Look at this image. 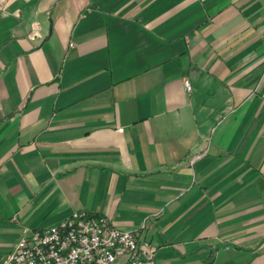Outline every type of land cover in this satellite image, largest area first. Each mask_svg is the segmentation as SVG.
Here are the masks:
<instances>
[{
  "label": "crops",
  "instance_id": "1",
  "mask_svg": "<svg viewBox=\"0 0 264 264\" xmlns=\"http://www.w3.org/2000/svg\"><path fill=\"white\" fill-rule=\"evenodd\" d=\"M82 209L264 264V0H0V264Z\"/></svg>",
  "mask_w": 264,
  "mask_h": 264
},
{
  "label": "built area",
  "instance_id": "2",
  "mask_svg": "<svg viewBox=\"0 0 264 264\" xmlns=\"http://www.w3.org/2000/svg\"><path fill=\"white\" fill-rule=\"evenodd\" d=\"M37 35L34 26L30 37ZM184 85L192 90L188 79ZM157 250L108 217L82 209L49 227H25L3 264H157Z\"/></svg>",
  "mask_w": 264,
  "mask_h": 264
}]
</instances>
